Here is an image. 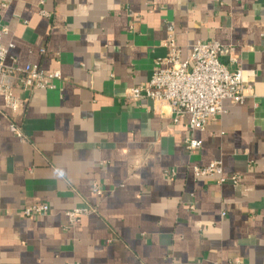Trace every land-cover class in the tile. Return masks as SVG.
<instances>
[{"label": "crops", "instance_id": "0c3cea01", "mask_svg": "<svg viewBox=\"0 0 264 264\" xmlns=\"http://www.w3.org/2000/svg\"><path fill=\"white\" fill-rule=\"evenodd\" d=\"M6 65L58 72L48 89L0 97V264H264V0H0ZM232 46L243 104L203 132L131 101L166 56ZM11 121L25 137L10 131ZM187 138L201 142L193 153ZM219 161L220 185L192 167ZM103 195L96 196L92 188ZM46 205L43 216L21 210ZM95 209L71 226L66 213Z\"/></svg>", "mask_w": 264, "mask_h": 264}, {"label": "built area", "instance_id": "2783aa9c", "mask_svg": "<svg viewBox=\"0 0 264 264\" xmlns=\"http://www.w3.org/2000/svg\"><path fill=\"white\" fill-rule=\"evenodd\" d=\"M0 7L4 5L0 4ZM6 32L4 27H0V97L4 110L12 117L22 109V102L15 94L16 90L48 89L61 76L58 72L45 73L35 65H27L22 69L6 65L9 48L1 44V36ZM167 32L164 42L166 56L155 63L154 71L146 84L127 91V98L134 102L144 98L158 108L167 107L175 122L186 117L191 133L203 132L212 120L223 113L225 101L243 104L246 99L241 70H229L219 60L223 54L230 57L234 48L217 42H197L191 47L187 58L181 60L172 27H167ZM230 61L236 63L232 57ZM10 131L19 141L25 140L18 126L12 121ZM200 146L201 142L193 138L185 141L186 150L190 154ZM191 171L200 180H215L220 185L239 183L235 176L223 177L222 164L219 161L205 167H192ZM92 191L98 197L103 195V191L97 186H93ZM47 212L46 205H33L21 210L22 216L26 218L40 217ZM92 213H95V209L90 207L76 208L66 213L67 222L73 226Z\"/></svg>", "mask_w": 264, "mask_h": 264}]
</instances>
